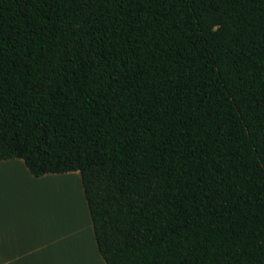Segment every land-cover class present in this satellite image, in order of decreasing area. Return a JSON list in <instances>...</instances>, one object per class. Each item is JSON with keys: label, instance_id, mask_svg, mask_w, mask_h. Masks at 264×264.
<instances>
[{"label": "trees", "instance_id": "obj_1", "mask_svg": "<svg viewBox=\"0 0 264 264\" xmlns=\"http://www.w3.org/2000/svg\"><path fill=\"white\" fill-rule=\"evenodd\" d=\"M79 173L104 264H264V0H0V161Z\"/></svg>", "mask_w": 264, "mask_h": 264}, {"label": "crops", "instance_id": "obj_2", "mask_svg": "<svg viewBox=\"0 0 264 264\" xmlns=\"http://www.w3.org/2000/svg\"><path fill=\"white\" fill-rule=\"evenodd\" d=\"M57 175L62 174H48L36 178L29 173L20 159L0 161V264L55 263L56 245H59L58 250L61 252L62 245L68 238L65 242L64 240L61 241L60 234H57L56 238L55 233L57 232H54V226L51 232H49L50 229L48 230V233L41 228L40 214L36 206L37 198L35 197L38 184L43 182L42 180ZM83 233L82 236L77 234L79 236L76 237L82 238L80 240L82 243H84L83 237L85 235ZM69 237H73L72 234ZM73 244L74 242H71L69 246V243H65L68 246L65 249L67 259L72 256L73 259L81 260L79 254L78 256L73 254V251L78 250L77 247V250L75 248L74 250L71 249V246H74ZM80 249L84 248L80 247ZM60 252H58L59 258ZM81 263L89 264V260L84 263L81 261Z\"/></svg>", "mask_w": 264, "mask_h": 264}, {"label": "rangeland", "instance_id": "obj_3", "mask_svg": "<svg viewBox=\"0 0 264 264\" xmlns=\"http://www.w3.org/2000/svg\"><path fill=\"white\" fill-rule=\"evenodd\" d=\"M58 181L59 183V188H53V189L47 184H52L53 182ZM43 182H40L37 186V195L36 197L33 195V197L37 198V203L36 206L38 207L39 214H40V226L41 228L46 230L48 233L53 230V226L55 227L54 232L55 237L57 238V234L61 235V241L64 240L66 241V238L68 240L66 241L67 243L74 242V246H71V249L76 247L78 248L77 251H73V254H79L81 256V260L77 258H71L67 259V255L65 252L67 245L65 243L62 245L61 252L58 250L59 245H56L55 249V263L54 264H82L81 261L84 263L85 261L89 260V264H92L90 258H95L98 264H104V261L96 251V245L94 241L93 235V230H92V225H91V220L90 216L88 213L87 205L84 199L83 195V189H82V184L80 180L79 173L77 172H72L70 174H62V175H57V176H51L50 178H47L46 180H42ZM47 182V183H46ZM45 184V185H44ZM52 189V190H51ZM50 191V194H49ZM51 197L52 194L57 193V196L55 194V200L50 199L51 202L48 201V203H45V197H47V194ZM46 209V210H45ZM80 212H83L85 214L86 220H87V228L84 231L85 235L83 237V242L80 241L82 238H76L77 234H81L80 231H72L70 232L69 226L73 223H76V218L79 215ZM47 217L49 219V222H47ZM65 222L62 227L60 226L59 221ZM51 227V228H50ZM49 228V229H48ZM64 229L63 231L61 230ZM90 229L92 231V235L90 234ZM69 232L72 234L73 237H69ZM79 232V233H78ZM83 233V234H84ZM50 234V233H49ZM86 238V239H84ZM93 238V239H92ZM76 243V244H75ZM81 244V245H80ZM95 245V248H94ZM84 249H80V247ZM61 248V247H60ZM60 252V258H59V253ZM83 253V254H81ZM102 261V262H101ZM88 264V263H87Z\"/></svg>", "mask_w": 264, "mask_h": 264}, {"label": "bare ground", "instance_id": "obj_4", "mask_svg": "<svg viewBox=\"0 0 264 264\" xmlns=\"http://www.w3.org/2000/svg\"><path fill=\"white\" fill-rule=\"evenodd\" d=\"M56 181V180H55ZM47 183V182H46ZM45 185V184H44ZM50 186L52 189L53 188H59V183H58V181H56V182H53L52 184H47V186ZM51 189V190H52ZM54 191H56V190H54L53 189V191L52 192H54ZM47 194V193H46ZM49 194H50V191H49ZM56 194V196H57V193H55ZM55 194H52V196L50 197L48 194H47V197H45V203H48V201L49 202H51L50 201V199H54L55 200ZM51 195V194H50ZM46 210V209H45ZM47 222H49V219H48V217H47ZM59 223H60V226L62 227V225L65 223V222H63V221H59ZM87 220H86V217H85V214L83 213V212H80L79 213V215L77 216V218H76V223L75 224H71L70 226H69V228L71 229L70 230V232H72V231H80V232H82L83 233V230H85L86 228H87ZM49 229V228H48ZM61 230L63 231L64 229H62L61 228ZM69 232V235H71V233ZM86 239V238H85ZM91 259V262H92V264H98V262L96 261V259L95 258H90Z\"/></svg>", "mask_w": 264, "mask_h": 264}]
</instances>
